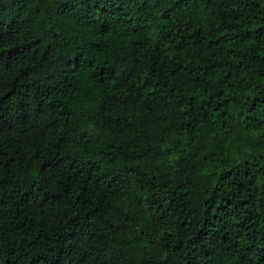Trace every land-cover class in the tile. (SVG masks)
Segmentation results:
<instances>
[{
  "label": "trees",
  "instance_id": "trees-1",
  "mask_svg": "<svg viewBox=\"0 0 264 264\" xmlns=\"http://www.w3.org/2000/svg\"><path fill=\"white\" fill-rule=\"evenodd\" d=\"M0 264H264V0H0Z\"/></svg>",
  "mask_w": 264,
  "mask_h": 264
}]
</instances>
